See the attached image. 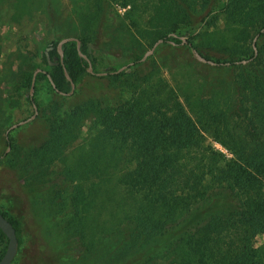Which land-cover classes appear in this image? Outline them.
<instances>
[{
  "label": "rangeland",
  "instance_id": "obj_1",
  "mask_svg": "<svg viewBox=\"0 0 264 264\" xmlns=\"http://www.w3.org/2000/svg\"><path fill=\"white\" fill-rule=\"evenodd\" d=\"M183 1L189 8L169 0H0V204L22 221L24 239L12 264L172 263L180 231L142 241L126 231L133 199L119 176L132 161L120 142L104 135L98 118V107L134 99L138 89L175 92L193 118L215 124L207 143L228 158L256 144L264 151V87H250L264 70L260 24L241 34L238 4L226 0L216 23L198 29L215 0ZM157 9L162 16L152 20ZM162 30L194 32L197 48L162 41L145 60L121 69L152 49ZM257 34L263 62L251 63ZM70 36L89 38L108 70L88 73L70 94L39 82L38 113L7 138L14 123L35 111L23 88L30 66L42 61L50 40ZM196 51L237 64L203 62ZM7 243L0 242V251ZM255 246L264 260V235Z\"/></svg>",
  "mask_w": 264,
  "mask_h": 264
},
{
  "label": "trees",
  "instance_id": "obj_2",
  "mask_svg": "<svg viewBox=\"0 0 264 264\" xmlns=\"http://www.w3.org/2000/svg\"><path fill=\"white\" fill-rule=\"evenodd\" d=\"M169 1L189 8L183 0ZM224 1L215 0L198 29L216 23L223 10L219 3ZM235 1L238 4L235 20L241 34L249 35L251 32L248 30L260 24L258 33L264 35V0ZM210 2L205 0L204 6ZM167 10L174 12L172 6ZM162 13L157 9L152 20H159ZM168 32L159 31L156 40L175 44L185 42L197 48L193 41L194 32L176 35ZM79 39L81 50L88 55L93 71L108 70L102 68L98 49L90 39ZM59 41L52 39L46 44L42 61L31 65L23 80L27 99L32 105L34 101L38 110L40 100L35 93L33 99L30 96L33 74L38 68L43 71L37 74L36 88L39 82H47L53 87L51 76L56 85L54 90L63 94L72 90L65 69L76 86L91 72L89 60L79 54L75 40L63 44L62 63ZM254 55L251 63L263 62L262 50ZM143 56L136 57L134 63ZM215 62L237 64L236 60ZM246 81L250 83L248 78ZM250 87H264V70L255 76ZM161 89L155 95L138 89L134 99L98 107L104 135L120 142L124 156L132 161V165L125 167L119 176L120 184L133 199L131 215L125 218L126 231L131 238L140 241L168 230L180 231V237L173 246L175 258L171 264H264L255 246L256 236L264 235V151H260L263 149L256 144L253 151L235 150L234 157L228 158L207 143L206 133L212 132L215 124L210 119L196 120L175 92L168 91L166 86ZM214 137L227 146L220 136ZM9 142L12 144L11 139ZM0 212L15 226L19 246H22V221L5 211L1 204ZM79 234L84 240L82 231ZM5 240L8 242L0 228V242ZM7 244L0 251V260ZM87 250H90L88 235ZM152 261L148 258L143 264H154Z\"/></svg>",
  "mask_w": 264,
  "mask_h": 264
},
{
  "label": "water",
  "instance_id": "obj_3",
  "mask_svg": "<svg viewBox=\"0 0 264 264\" xmlns=\"http://www.w3.org/2000/svg\"><path fill=\"white\" fill-rule=\"evenodd\" d=\"M263 31H264V29H263ZM172 35H176V34H172ZM257 36H258V34L256 35V37H255V39H254V41H253V47H254V49H255V55H254V56H256V55H257V52H258V51H257V43H256ZM183 39H184V41H187L185 37H183ZM73 40L77 41V48H78V50H79V54H80L81 56H83V57H85L86 59L89 60L88 55L85 54V53L81 50V41H80V39L77 38V37H74V36H70V37H65V38L61 39V40L59 41V44H58V51H59V53H60V55H61L62 63H63V58H64V51H63V49H62V46H63V44H64L65 42L73 41ZM162 41H164V40H163V39H159V40L155 43L154 47H153L152 49L148 50V51L144 54V56L142 57L141 60H145V59L147 58V56L150 55V54L153 52V49L155 48V46H156L158 43L162 42ZM196 56H197V58H198L199 60H201V61H203V62H207V63H210V64H218L217 62H215V61H213V60H211V59H208L207 57L203 56L202 54H200V53L197 52V51H196ZM250 60H251V59L242 60L241 62H248V61H250ZM238 62H240V61H238ZM89 64H90V71H91V72H94V71H93V67H92V63H91L90 60H89ZM132 64H134V62H131V63L127 64V65H124L121 69H124V68H126V67H128L129 65H132ZM121 69H119V70H121ZM41 71H43V69H42V68H38V69L34 72V74H33L32 84H31V88H30V96H31L32 99H33V97H34V93H35L37 74H38L39 72H41ZM65 72H66V76H67L68 81L72 83V90L70 91V93H72V92L75 90V88H76V84L73 82V79L71 78V76L69 75V73H68V71H67L66 69H65ZM96 73H98V74H105V72H96ZM49 77H50V79H51V82H52L53 87L56 88V85H55V83L53 82L51 76H49ZM70 93H69V94H70ZM33 107H34V110H35L34 113H33V115H31L29 118H27V119H25V120H21V121H19V122H17V123H14V124H13V125L7 130V133H6V137H7V138H9V134H10V132H11L14 128L18 127V126L21 125V124H25L26 122L32 120V119L36 116V114L38 113V106H37V104H36L34 101H33ZM0 228L2 229L3 233L5 234V236H6L7 239H8L7 248H6V251H5L4 255H3V257H2L1 260H0V264H11L12 261L15 259V257H16V255H17L18 251H19V247H20V246H19V238H18L17 231H16V228H15V226L13 225V223H12L9 219H7V218L5 217V215H4L3 213H1V212H0Z\"/></svg>",
  "mask_w": 264,
  "mask_h": 264
},
{
  "label": "flooded vegetation",
  "instance_id": "obj_4",
  "mask_svg": "<svg viewBox=\"0 0 264 264\" xmlns=\"http://www.w3.org/2000/svg\"><path fill=\"white\" fill-rule=\"evenodd\" d=\"M13 261H14V260H13ZM13 261H12V262H13ZM11 264H12V263H11Z\"/></svg>",
  "mask_w": 264,
  "mask_h": 264
}]
</instances>
